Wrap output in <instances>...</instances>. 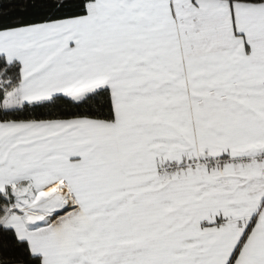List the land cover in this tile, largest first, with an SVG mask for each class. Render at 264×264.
Instances as JSON below:
<instances>
[{
	"label": "snow or ice",
	"instance_id": "6c2138e0",
	"mask_svg": "<svg viewBox=\"0 0 264 264\" xmlns=\"http://www.w3.org/2000/svg\"><path fill=\"white\" fill-rule=\"evenodd\" d=\"M0 264H264V0H0Z\"/></svg>",
	"mask_w": 264,
	"mask_h": 264
}]
</instances>
